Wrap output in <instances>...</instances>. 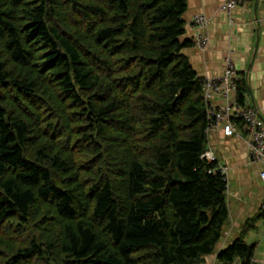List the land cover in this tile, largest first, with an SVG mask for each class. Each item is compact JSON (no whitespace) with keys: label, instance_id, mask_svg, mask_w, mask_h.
<instances>
[{"label":"trees","instance_id":"16d2710c","mask_svg":"<svg viewBox=\"0 0 264 264\" xmlns=\"http://www.w3.org/2000/svg\"><path fill=\"white\" fill-rule=\"evenodd\" d=\"M187 8L0 0V264H204L215 252L228 186L202 157ZM247 92L242 77L240 103ZM253 255L239 237L217 264Z\"/></svg>","mask_w":264,"mask_h":264},{"label":"crops","instance_id":"0c3cea01","mask_svg":"<svg viewBox=\"0 0 264 264\" xmlns=\"http://www.w3.org/2000/svg\"><path fill=\"white\" fill-rule=\"evenodd\" d=\"M225 0H187L184 15L186 33L182 40H191L183 52L189 57L200 77L221 74L225 57L233 50L237 69L246 79V101L257 106L264 117V0L237 7L231 15L224 9ZM195 14H205L210 19L209 44L205 50L193 44L196 30L189 25ZM242 135L246 126L238 125ZM208 148L221 164L229 167L228 205L229 221L213 254L206 256L204 264H217V254L234 240L243 237L254 246L257 264H264V181L259 177L261 165L251 162L247 144L237 136H226L214 129L208 136ZM207 148V149H208ZM241 261L238 259L236 264Z\"/></svg>","mask_w":264,"mask_h":264},{"label":"built area","instance_id":"2783aa9c","mask_svg":"<svg viewBox=\"0 0 264 264\" xmlns=\"http://www.w3.org/2000/svg\"><path fill=\"white\" fill-rule=\"evenodd\" d=\"M253 0H225L223 9L231 15L235 8L245 6ZM210 19L205 14H195L189 25L196 30L193 44L200 50L208 47ZM224 69L221 74L201 77L204 99L207 106L208 125L206 133L209 136L214 129L223 130L226 136H237L245 140L248 156L251 162L261 165L259 177L264 181V117L259 108L249 102L240 103L238 100L241 74L237 69L233 50L225 57ZM245 123L247 133L242 135L238 130V122ZM209 163H216L213 171L219 172L227 181L229 167L221 164L214 152L207 149L203 156ZM264 213V202L261 204ZM248 264H257L253 255Z\"/></svg>","mask_w":264,"mask_h":264}]
</instances>
